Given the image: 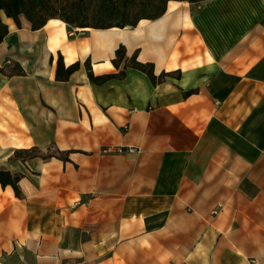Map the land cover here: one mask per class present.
<instances>
[{"label":"crops","instance_id":"1","mask_svg":"<svg viewBox=\"0 0 264 264\" xmlns=\"http://www.w3.org/2000/svg\"><path fill=\"white\" fill-rule=\"evenodd\" d=\"M4 20L0 168L26 175L23 197L0 185V264H264V0H169L124 27ZM121 44L180 75L91 81L84 61L115 72ZM59 53L81 61L68 80ZM51 144L69 159L12 158Z\"/></svg>","mask_w":264,"mask_h":264},{"label":"trees","instance_id":"2","mask_svg":"<svg viewBox=\"0 0 264 264\" xmlns=\"http://www.w3.org/2000/svg\"><path fill=\"white\" fill-rule=\"evenodd\" d=\"M169 0H0V41L9 33V25L4 20V15L13 18L18 26H21V17L25 16L33 29L41 28L48 19L57 17L63 19L69 25L78 27H112V26H136L141 19H153L162 15L167 10ZM202 2L204 0H189ZM139 50L136 49L128 55L125 45L121 44L112 61L118 69L115 72L96 74L92 69L90 58L84 61L87 74L91 81L97 84L104 83L111 78H124L129 67L138 68L148 74L154 84L166 79L168 75H180V71H161L155 73L154 63L138 59ZM81 61L77 60L66 65L63 56L59 53L57 59L56 79L68 80L73 72L79 69ZM13 72H22L15 67ZM196 89H189V94ZM54 147L49 145L47 149ZM72 150L44 152L39 146L17 148L12 156L14 159L26 161L33 157L49 158L57 156L64 160L69 159ZM24 172L12 171L8 168H0V185H11L16 196L23 197V191L19 185Z\"/></svg>","mask_w":264,"mask_h":264},{"label":"rangeland","instance_id":"3","mask_svg":"<svg viewBox=\"0 0 264 264\" xmlns=\"http://www.w3.org/2000/svg\"><path fill=\"white\" fill-rule=\"evenodd\" d=\"M48 151H55V148L51 147L50 150L49 149L44 150V152H48Z\"/></svg>","mask_w":264,"mask_h":264},{"label":"built area","instance_id":"4","mask_svg":"<svg viewBox=\"0 0 264 264\" xmlns=\"http://www.w3.org/2000/svg\"><path fill=\"white\" fill-rule=\"evenodd\" d=\"M71 33H74V30H73V31H71Z\"/></svg>","mask_w":264,"mask_h":264}]
</instances>
